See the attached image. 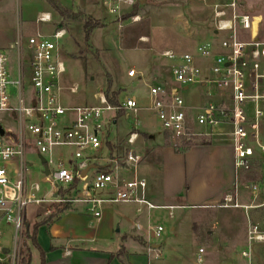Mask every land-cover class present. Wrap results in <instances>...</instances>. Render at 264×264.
I'll return each mask as SVG.
<instances>
[{"label":"built area","instance_id":"built-area-1","mask_svg":"<svg viewBox=\"0 0 264 264\" xmlns=\"http://www.w3.org/2000/svg\"><path fill=\"white\" fill-rule=\"evenodd\" d=\"M100 1L119 20L123 10L136 2ZM197 1L210 8L212 36L200 41L194 52L177 55L163 50L161 56L175 59L170 77L167 82L145 83L148 97L144 104L126 96L112 105L104 91L93 94V104H63L62 91L75 94L78 85L62 84L65 29L58 27L49 34L39 29V23L51 20L50 12L36 15L33 34H18L5 49L0 48V112H7L19 127L0 136V225L12 229L6 253L0 245V262L19 264L27 204L78 203L95 222L107 205L115 203L133 204L136 213L165 208L173 217L172 210L178 206H157L147 198L145 152L135 147L141 135L137 120L122 148L110 150L109 127L119 111L152 112L174 148L215 140L230 143L237 183L218 206L264 207V41L257 38L260 20L244 12L238 0ZM128 18L136 22L140 16ZM5 50L15 53L14 72L8 67ZM137 75L141 76L134 68L126 72L129 78ZM192 85L205 89V102H187L182 97V91ZM28 152L40 161L44 181L56 189L50 197L27 177ZM10 162L14 165L7 168ZM238 182L250 191V203L237 202ZM164 230L160 223H148L144 234L158 239ZM259 243H264V229L248 219L240 256L250 262L253 247ZM202 253L199 248L197 262H202Z\"/></svg>","mask_w":264,"mask_h":264},{"label":"rangeland","instance_id":"rangeland-1","mask_svg":"<svg viewBox=\"0 0 264 264\" xmlns=\"http://www.w3.org/2000/svg\"><path fill=\"white\" fill-rule=\"evenodd\" d=\"M57 1L72 13L80 14V20L63 18L46 1L48 9L45 11L51 13V20L40 23L39 27L45 34L51 33L58 27L65 29L61 49L66 72L62 76V84L78 85L75 94L62 91V102L67 105L95 103L93 94L99 91L105 92L107 81H110L112 90H121L119 100L126 96H134L144 104L147 101V88L139 83L130 82L126 72L133 67L127 65H135L143 59L153 57L160 62V66L163 65L161 68H156L153 75L158 78H165L164 75L170 77V69L175 59L160 57L156 55V51L171 49L177 55L183 51L194 52L198 42L212 36L210 8L197 0H138L136 13L140 19L136 22H131L128 17L123 18L129 9L123 10L124 14L122 13L119 20L115 15L107 13L100 0ZM224 1L226 0H208L209 3ZM238 2L244 12L259 18L257 38L264 41V0H238ZM44 7L42 0H0V48H6L1 45L7 42L5 36L7 30L15 31L20 28L24 37L34 33V16L38 11H43ZM87 20L96 26L91 31L89 39L85 40L83 24ZM142 35L146 36L149 42H139L137 38ZM5 53L8 57V67L14 72L15 53L12 50H5ZM197 63H200V60H197ZM204 90L202 87L192 85L187 91H182L181 95L185 100L188 98L196 103L205 102L208 97ZM135 120L139 122L138 129L141 132L135 144L136 149L143 150L146 154L156 144L173 147L168 136L163 132L157 133L160 132V125L153 113L141 109L136 114L123 111L122 115L116 117V122L109 127L108 132V140L111 141L108 146L111 151L115 147L122 148L125 136L133 127ZM0 125L5 131L16 132L19 128L17 121L7 112H0ZM147 133L153 135L151 140L153 142L147 140ZM212 144L228 149L225 144L218 142ZM197 145L200 144L193 146ZM187 150H176L174 157L168 160L170 188L182 186L187 195L193 198L197 194H206L217 189L227 171L215 168L213 165L215 163L210 161L209 164L207 158L201 162L202 155L186 154ZM222 160L224 163L228 161L227 153H224ZM26 161L31 163L27 170L28 179L38 182L43 193L50 197L56 189L44 181L40 161L30 152L27 153ZM13 165L14 162L6 164L7 168H12ZM240 183L242 182H238L236 200L239 204H248L252 201V195ZM169 201L187 206L174 208L172 218L167 215V209H154L150 223L159 222L164 226L165 230L160 240L167 247H174L176 255L182 256L183 264H220L219 257H213V253L218 254L216 248L218 245L222 246V250L227 252L229 257L235 256L245 248L243 244L247 221L242 216L244 210L242 207L222 208L216 206V203H205L202 206L200 203H188L189 200L185 197L178 199L172 197ZM55 205V203L48 205V210L52 212ZM45 206V204H27L26 221L31 222L33 213L36 212L34 210H40ZM68 206L69 203H62L59 208ZM250 220L264 229V207L252 209ZM172 225L175 226L174 231L171 230ZM25 230L26 228L23 233ZM11 236V228L0 229V245H10ZM207 240H211L212 250L207 249L206 255L202 254V262H197V246L204 247ZM24 241L22 235L20 247ZM26 243L30 246L29 241ZM22 251L24 253L26 249L22 247ZM253 256L252 264H264V243L254 247ZM243 260L246 261L245 258ZM30 264H38L34 250Z\"/></svg>","mask_w":264,"mask_h":264},{"label":"crops","instance_id":"crops-1","mask_svg":"<svg viewBox=\"0 0 264 264\" xmlns=\"http://www.w3.org/2000/svg\"><path fill=\"white\" fill-rule=\"evenodd\" d=\"M42 1L45 6L43 11H45L48 9V4L45 0ZM43 11H38L34 16V32L36 30L35 17L39 12ZM38 26L40 27V23ZM6 33L5 36L7 42H4L3 45H1L4 47H7L18 34H22V30L20 28L15 29V31L10 29L7 30ZM141 37L146 36L142 35L138 37L137 40L139 42H149L147 37V40L145 41L140 40ZM163 50L168 49L156 51V55L161 57L160 53ZM127 66L133 67L138 74H141V76L137 75L132 78L128 77L130 82H136L145 87V83L152 84L167 82L169 79V76L166 75H162L165 78H158L153 75L156 68L163 67V65L160 66V62L153 59V57L143 59L138 64ZM146 96L148 97V90ZM190 100L193 101L192 103H196L193 99H186L187 102H191ZM157 133H161V130ZM147 138L148 141L153 142L151 141L153 135L150 133H147ZM215 142L225 144L228 149L213 145L212 143ZM193 145L192 147H189L190 150L188 148L186 154L194 153L195 155H202L201 162L207 158L208 163L211 161L216 164H213L215 168L221 170L225 169L224 171H227L224 173L221 185L212 192H207L206 194L200 193L194 198L191 195H187L182 186L170 188V169L167 168V165L168 160L173 158L175 155L174 153L177 151L171 145L156 144L145 154L147 198L152 203L157 206L185 207L187 205L169 201L172 197L176 199L185 197L189 200L188 203L191 204L200 203V205L204 206L205 203H216V206H218L224 194L231 191L233 192V187L237 183V176L233 166V150L231 144L226 141L215 140L207 142L206 144L202 143L197 146ZM224 153H227L228 157V161L225 163L222 160ZM214 204H212V206ZM153 210L154 209H143L141 213H136L135 205L133 204H110L103 209L100 220L95 222L86 212L83 205L74 203L64 209L62 208L49 224L39 225L36 234L37 244L43 252L45 264H183L182 256L176 255L177 252L173 246L167 247L160 238L148 239L145 236L144 228L151 222L150 217ZM34 211L33 220L27 222L25 210V222L30 226L50 213L47 206ZM251 211L252 210L242 211V216L245 217L246 221L250 219ZM3 228L8 229L10 227L1 224L0 229ZM171 230H175L174 225L171 226ZM245 239L246 234L243 246H245ZM257 245L258 244L254 245V247ZM2 246L7 249L11 246V243L10 245ZM210 247L211 240H207L204 247L197 246L196 253H198L199 248H202V254L206 255V250L211 249ZM216 248L218 254L213 253V257H219L220 264H252V261L248 262L247 260H243L240 253L233 257H229L227 252L222 250L221 245H218ZM29 249L31 256L32 250L36 252L38 264H40L39 251L31 245L29 246ZM254 256H252V258Z\"/></svg>","mask_w":264,"mask_h":264},{"label":"trees","instance_id":"trees-1","mask_svg":"<svg viewBox=\"0 0 264 264\" xmlns=\"http://www.w3.org/2000/svg\"><path fill=\"white\" fill-rule=\"evenodd\" d=\"M50 6L63 18L66 19H73V20H80V14H74L72 13L69 9L63 7L60 5V3L57 0H46ZM138 0H136L135 4L132 6L131 9L128 10V12H126V14L123 15L124 17H128L130 15H134L137 14V5H138ZM96 26V24H92L89 20L85 21L83 24V32H84V39L88 40L91 31L93 30V28ZM121 90H112L111 89V83L110 81H107V85H106V90H105V94L107 97V100L112 104V105H117L119 102V94H120ZM122 115V112L119 111L116 113V117ZM165 134V133H164ZM167 136V134H165ZM192 144H189L187 146H182L180 148H174L177 151H184L186 149H188ZM66 208V207H65ZM64 209V208H63ZM62 210V208H59V206L56 204L52 210V212H50V214H48L47 216H45L44 218H42L39 221H36L32 224V226H30L27 222H25V232L23 233L24 236V242H22V246L20 248V257H19V264H29L30 263V259H31V254H30V249L28 244L26 243V241H29V244L31 246H33L34 248H36L39 251V256H40V264H45L44 261V255L43 252L41 251V249L39 248L38 244H37V240H36V234H37V228L39 227V225L41 224H49L54 217H56V215ZM30 229V231H29ZM22 247L26 249V251L23 253L22 251ZM0 264H9L8 262H0Z\"/></svg>","mask_w":264,"mask_h":264},{"label":"water","instance_id":"water-1","mask_svg":"<svg viewBox=\"0 0 264 264\" xmlns=\"http://www.w3.org/2000/svg\"><path fill=\"white\" fill-rule=\"evenodd\" d=\"M5 130L2 128V126L0 125V136H2L4 134ZM45 172L47 173V170H45ZM85 172V170L82 172V174ZM4 252H7V249H4Z\"/></svg>","mask_w":264,"mask_h":264}]
</instances>
